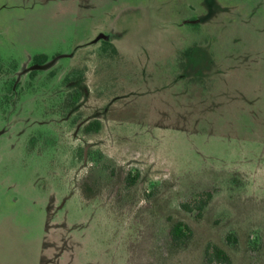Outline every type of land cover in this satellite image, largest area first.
Returning <instances> with one entry per match:
<instances>
[{"label": "rangeland", "instance_id": "rangeland-1", "mask_svg": "<svg viewBox=\"0 0 264 264\" xmlns=\"http://www.w3.org/2000/svg\"><path fill=\"white\" fill-rule=\"evenodd\" d=\"M209 245L264 264V0H0V264Z\"/></svg>", "mask_w": 264, "mask_h": 264}, {"label": "trees", "instance_id": "trees-1", "mask_svg": "<svg viewBox=\"0 0 264 264\" xmlns=\"http://www.w3.org/2000/svg\"><path fill=\"white\" fill-rule=\"evenodd\" d=\"M48 59L49 58L47 55H40L34 58V62L37 64L43 65L47 63ZM75 95L76 96L73 98V101L70 104L72 107L75 106L79 102L82 96L80 91H75ZM102 126H103L102 121L94 120L86 125V127L84 128V132L86 134L97 133L101 130ZM210 197H211V194L208 195V199ZM208 199L207 200L203 199V200L196 202L195 206L184 204L183 208L189 212H193L195 209H198L199 211H203L208 203ZM199 216L201 217L202 214L200 213ZM190 237H191V229L186 224H184L181 221H177L174 223V225L172 226L170 230V238H171V242L175 246L180 247V246L185 245L187 241L190 239ZM205 258H206V261L209 263H212L214 261L225 263V264L231 263L230 255L226 253L223 249L219 248L218 246H213V245L208 246L206 253H205Z\"/></svg>", "mask_w": 264, "mask_h": 264}]
</instances>
